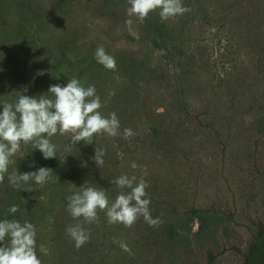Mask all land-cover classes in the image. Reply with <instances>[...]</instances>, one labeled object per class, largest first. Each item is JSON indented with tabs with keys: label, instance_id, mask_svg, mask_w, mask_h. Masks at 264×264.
Here are the masks:
<instances>
[{
	"label": "rangeland",
	"instance_id": "rangeland-1",
	"mask_svg": "<svg viewBox=\"0 0 264 264\" xmlns=\"http://www.w3.org/2000/svg\"><path fill=\"white\" fill-rule=\"evenodd\" d=\"M182 3L190 11L181 16L163 21L157 10L140 22L128 0H0V113L5 101L51 98V85L75 78L120 121L118 136L91 144L51 137L54 159L21 145L9 171L47 167L52 179L19 191L6 174L0 220L35 225L42 264L246 263L264 224V0ZM100 45L115 70L96 60ZM125 128L135 135L125 139ZM121 175L144 177L157 226L143 217L109 224L103 211L92 224L70 216L67 197L91 186L114 201L120 189L110 181ZM77 223L90 233L79 249L66 232Z\"/></svg>",
	"mask_w": 264,
	"mask_h": 264
},
{
	"label": "clouds",
	"instance_id": "clouds-1",
	"mask_svg": "<svg viewBox=\"0 0 264 264\" xmlns=\"http://www.w3.org/2000/svg\"><path fill=\"white\" fill-rule=\"evenodd\" d=\"M128 3V16H135L140 22L157 10L163 21L190 11L182 0H128ZM126 25L129 33L138 39L133 20L128 19ZM95 58L106 69L115 70L116 60L106 53L103 45L97 47ZM47 93L51 94V98L45 94L39 97L23 94L14 104L3 103L0 113V184L7 174L9 183L17 190L34 191L33 184L42 187L52 179L53 169L47 167L24 173L17 169L9 171L10 166L16 163L15 157L20 153L22 144H32L33 148L41 151L44 159H51L57 156V146L51 142V137L58 133L60 136L70 135L73 145L80 141L91 144L96 141L95 137H116L120 134L117 114L112 112L105 116L100 111L104 105L94 85L85 87L79 79L73 78L64 86L51 85ZM123 135L127 139L135 133L125 128ZM105 155L106 149L97 145L92 159L99 168L104 165ZM131 167L135 169L138 165L133 162ZM110 183L120 189L111 202L105 191L91 186L83 187L67 197L70 216L78 221L82 218L84 224H92L99 220L98 211H103L109 224L121 223L130 228L143 217L149 226H157L158 220L150 214V198L146 193L148 184L143 176L138 180L135 175H121L111 179ZM18 211V205H12L9 209L13 214ZM66 232L77 249L90 240V233L81 223L69 226ZM36 237V227L29 221L0 220V241H8L0 247V264H42L36 252ZM120 247L130 251L123 242H120ZM42 250L47 253L46 249Z\"/></svg>",
	"mask_w": 264,
	"mask_h": 264
},
{
	"label": "trees",
	"instance_id": "trees-1",
	"mask_svg": "<svg viewBox=\"0 0 264 264\" xmlns=\"http://www.w3.org/2000/svg\"><path fill=\"white\" fill-rule=\"evenodd\" d=\"M57 166L58 164L56 167ZM190 212L192 215L198 214V210L196 208H191ZM217 212L219 211H215V213ZM168 230L172 232V229ZM245 264H264V224L260 225L258 233L254 235V240L250 244L249 251L246 255Z\"/></svg>",
	"mask_w": 264,
	"mask_h": 264
}]
</instances>
